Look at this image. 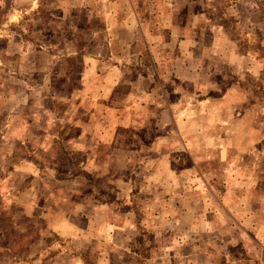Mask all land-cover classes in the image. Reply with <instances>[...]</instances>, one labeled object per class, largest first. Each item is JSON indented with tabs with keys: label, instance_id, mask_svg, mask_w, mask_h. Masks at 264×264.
<instances>
[{
	"label": "crops",
	"instance_id": "obj_1",
	"mask_svg": "<svg viewBox=\"0 0 264 264\" xmlns=\"http://www.w3.org/2000/svg\"><path fill=\"white\" fill-rule=\"evenodd\" d=\"M104 1L117 20L106 28L110 49L65 50L64 83H49L40 99L26 83L0 80V264H161L135 250L149 245L153 232L162 249L198 250L195 264H264L258 254H232L251 247L246 236H219L227 230L222 216L236 223L245 211L254 217L251 227L264 229V199L248 188L260 179L248 153L264 145V98L231 78L240 70L263 81L264 51L243 47L230 29L211 30L206 8L198 12L204 26L198 17L164 21L159 12L155 31L167 24L177 30L167 42L143 26L138 31L132 0ZM259 1L229 0L227 9H259ZM130 15L133 29L119 31ZM138 36L149 42L150 60L132 50ZM170 44L174 51L166 52ZM23 54L28 68L44 64L36 51ZM74 60L80 71L71 80ZM150 64L156 75L145 69ZM171 77L183 86L168 85ZM185 83L197 84L192 104ZM173 92L186 100L175 105ZM136 161L138 182L131 177Z\"/></svg>",
	"mask_w": 264,
	"mask_h": 264
},
{
	"label": "rangeland",
	"instance_id": "obj_2",
	"mask_svg": "<svg viewBox=\"0 0 264 264\" xmlns=\"http://www.w3.org/2000/svg\"><path fill=\"white\" fill-rule=\"evenodd\" d=\"M132 1L138 15L136 16L135 14L138 31H142V26L145 29L148 28L146 31L147 33L151 32L152 36H154V40L159 36H165L166 39L169 38L167 42L171 41L175 32H177L175 29L170 30L168 24L157 28V32L155 31L153 22L157 18L159 12L165 15V17H163L164 21L171 22L172 16H176L179 24H181V22L187 24L189 21H194V17H198L202 19L201 23L202 26H204V20L201 17H205L206 15L204 16L202 14L203 16H200L198 12H202V10L206 8L205 12L211 15L209 19L211 20L209 21L211 30L218 27L221 30L225 28L230 29L232 35L237 37L240 43L244 45H242L243 47L247 48L246 46H248L249 48H258L264 51V2L260 4L259 1V4L262 5L259 9L245 6L233 11L227 9L229 0H211V6L206 3L207 5L205 7H201V5L198 6V2H196L195 6L193 4L189 5L188 0ZM195 11L197 13H195ZM110 12L111 8L104 0H0V80H3L4 83H26V89L39 99L48 95L50 91L49 83H64L65 81L66 77L64 70L60 68V64L63 65L64 61L59 60L60 55L63 54L65 50L75 47H89L99 49L98 51L102 52L113 46L109 44L108 36L110 33L106 28H109L110 25H116L117 20L115 17L111 18L113 13L110 14ZM135 16L130 15V21H128L127 18L125 21H122L121 25H119V31L122 30L123 26L127 32L130 27L133 29L132 25ZM22 21H24L23 25H21ZM197 23H200V20ZM191 26L193 27V31L197 33V29L193 25ZM200 26L201 25L196 27L200 28ZM81 27H83L82 32L80 31ZM146 41L147 40L143 39L142 36H138V39L132 42V50L139 58L145 59V57H147V59L150 60L151 52L148 50L149 47L146 45ZM4 49H7V53L3 52ZM165 49L166 52H173L174 45L170 44L166 46ZM33 51H36L37 58L38 55L41 56L42 61L39 58L38 60L44 63L42 66L35 69L28 68L22 61L24 57L23 53L27 52L32 54ZM98 51L97 54L100 53ZM79 59L81 61L82 57H79ZM80 61L74 60L69 63L68 69L71 70V72L67 78L74 80L77 73L79 75ZM144 65H146V62H144ZM145 69L154 71V75L157 74L155 68H153L151 64L150 67L145 66ZM163 70L165 69L163 68ZM129 73L132 76V73ZM232 75L233 77L231 78H234V80L237 78L243 83H248L250 93L255 97L264 98V87L262 86L264 83V75L261 74L263 81L261 79L257 80L251 73H249L248 77H246L244 73L242 76L240 70L235 71ZM126 80H128V78H126ZM176 80L177 77H171L168 85H174L177 89L182 87L184 83H177ZM30 83H32L31 87L28 86ZM196 85V83H185L186 89L193 92L189 95L190 98H188L190 104H192L193 98H199L200 95L198 93L199 90L196 89ZM51 92H54L53 86H51ZM168 98L173 100L175 105L178 104L179 98L183 101L186 100L184 97L182 98V95L180 97V92H173ZM168 127H171V125H168ZM249 149L248 158L250 162L259 165V168L255 169L258 170L260 179L257 185L249 182L248 188L250 193L257 188L259 199L261 197L264 199V145L255 144ZM139 165L142 166V163L136 161L131 171L132 180L137 182L142 177L143 172V169ZM77 186L78 184L74 183L76 189ZM251 198L254 197H250V199ZM246 200L245 202L247 203ZM208 202L210 203L211 201L207 200V205ZM201 210H206L203 208V205L201 206ZM205 216H208V212L206 211ZM237 217V219L234 217L236 223L230 221L227 217H221L223 220L219 222L223 221V225H221L222 230H224V225L227 226V230L219 233V236H232L233 238L236 235V239H244V236L247 237V242L251 247L246 248L244 244H242L243 247H240V245L239 248H236L235 253H232L236 254L235 257L240 258V255L245 257L247 255L246 251L248 255L258 254L259 256H264V229L256 231V225L251 227L250 224L254 217L249 215L246 211ZM206 218L209 217L203 216V219ZM171 220L172 219L168 221L170 222ZM200 220L199 218V221ZM236 224L247 228L248 232L239 233L241 230L237 228ZM260 224L262 228V220L259 219V225ZM148 234L150 233H147V236ZM155 234L158 233L153 232L150 234V240L152 242H149V245H146V247L142 245L135 248L136 252L140 254L139 256H152L154 261L157 262V260H160L161 264L164 261L168 264H195L196 258H200L199 251H191L192 249L190 247L162 249L155 242L157 237ZM138 237L144 239V237L139 234L136 235V239ZM255 240H258L259 243L263 245L261 246L263 248L262 250L260 247H257L258 244ZM206 250L212 252L213 248H207ZM89 255L90 254H88V256ZM224 258L226 257L224 256ZM223 263L225 264L226 260Z\"/></svg>",
	"mask_w": 264,
	"mask_h": 264
}]
</instances>
